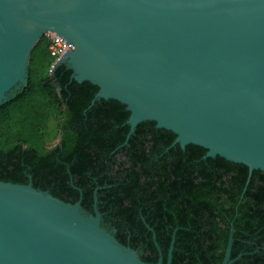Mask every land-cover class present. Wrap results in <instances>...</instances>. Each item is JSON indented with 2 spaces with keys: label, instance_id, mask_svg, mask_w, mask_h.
Masks as SVG:
<instances>
[{
  "label": "water",
  "instance_id": "95a60500",
  "mask_svg": "<svg viewBox=\"0 0 264 264\" xmlns=\"http://www.w3.org/2000/svg\"><path fill=\"white\" fill-rule=\"evenodd\" d=\"M48 32L73 47L56 66L97 86L93 103L126 105L131 134L155 122L174 145L264 172V0H0V106L27 88ZM116 233L97 198L88 213L32 183L0 181V264H154ZM233 235L222 264L236 261ZM175 242L176 233L166 264Z\"/></svg>",
  "mask_w": 264,
  "mask_h": 264
},
{
  "label": "trees",
  "instance_id": "16d2710c",
  "mask_svg": "<svg viewBox=\"0 0 264 264\" xmlns=\"http://www.w3.org/2000/svg\"><path fill=\"white\" fill-rule=\"evenodd\" d=\"M55 62L44 37L27 88L0 106V181L32 183L88 213L98 189L105 225L146 263L160 248L166 264L176 233L172 264H222L233 230V264H264L263 171L174 145L155 122L131 134L126 105L93 103L99 88Z\"/></svg>",
  "mask_w": 264,
  "mask_h": 264
},
{
  "label": "built area",
  "instance_id": "2783aa9c",
  "mask_svg": "<svg viewBox=\"0 0 264 264\" xmlns=\"http://www.w3.org/2000/svg\"><path fill=\"white\" fill-rule=\"evenodd\" d=\"M49 42V49L51 55L56 58V62L53 65V70L55 69L57 62L64 57L67 50H72L73 47L67 44L61 37L57 34L48 32L44 36Z\"/></svg>",
  "mask_w": 264,
  "mask_h": 264
},
{
  "label": "flooded vegetation",
  "instance_id": "af4514ba",
  "mask_svg": "<svg viewBox=\"0 0 264 264\" xmlns=\"http://www.w3.org/2000/svg\"><path fill=\"white\" fill-rule=\"evenodd\" d=\"M97 190H98V189H97ZM97 190H96V191H97ZM96 191H95V198H97V197H96V194H97ZM97 200H98V199H97Z\"/></svg>",
  "mask_w": 264,
  "mask_h": 264
}]
</instances>
